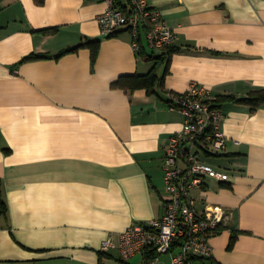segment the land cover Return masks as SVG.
Here are the masks:
<instances>
[{
  "label": "crops",
  "instance_id": "obj_1",
  "mask_svg": "<svg viewBox=\"0 0 264 264\" xmlns=\"http://www.w3.org/2000/svg\"><path fill=\"white\" fill-rule=\"evenodd\" d=\"M150 4L178 49L154 94L114 85L155 62L126 30L102 34L105 0H0V264H140L102 242L163 217L166 144L184 122L166 93L193 83L223 110L228 139L225 155L206 160L229 179L193 191L200 209L231 214L210 241L212 264H264V104L235 101L264 89V0ZM91 40L95 60L89 45L56 56Z\"/></svg>",
  "mask_w": 264,
  "mask_h": 264
},
{
  "label": "built area",
  "instance_id": "obj_2",
  "mask_svg": "<svg viewBox=\"0 0 264 264\" xmlns=\"http://www.w3.org/2000/svg\"><path fill=\"white\" fill-rule=\"evenodd\" d=\"M105 1L107 10L98 15L103 35L126 30L136 51L148 47L163 52L175 44L176 32L150 0H127L125 5L122 0ZM166 100L168 108L178 111L184 122L166 144L164 215L110 233L102 242V250H116L124 261L139 256L140 264H212L210 241L228 224L231 214L220 206L200 209L193 191L203 188L209 177L229 179L227 172L206 160L227 152L224 112L210 91L197 83L183 93L168 91Z\"/></svg>",
  "mask_w": 264,
  "mask_h": 264
},
{
  "label": "trees",
  "instance_id": "obj_3",
  "mask_svg": "<svg viewBox=\"0 0 264 264\" xmlns=\"http://www.w3.org/2000/svg\"><path fill=\"white\" fill-rule=\"evenodd\" d=\"M83 45H89L92 46V54H93V60L96 59L98 54V46L99 43L97 40H91L87 41L85 43H81L77 46L67 48L61 52H59L56 56L60 57L61 55H64L71 51L78 50L79 47ZM178 49L172 45L167 47L163 52L161 53H151L148 54L144 48H142L139 52V54L145 59L149 61H154V67L150 70V72L146 74H137V75H130L125 76L122 79H120L118 82H116L114 85L118 87L125 88L127 90H135V89H146L150 94H154L157 92V87L162 83L163 77H160L158 70L160 66L164 63H167V70L168 65L170 62V58L174 52H176ZM49 57L48 55H41V54H30L27 56L24 61L28 60H34L39 58H45ZM166 70V71H167ZM236 102L241 103H247L253 107V109L257 108L258 106L264 104V89L254 91L249 97L237 99ZM8 211V206L5 200L2 197L1 194V184H0V216H6ZM236 236L234 234L232 238V244L235 241Z\"/></svg>",
  "mask_w": 264,
  "mask_h": 264
},
{
  "label": "rangeland",
  "instance_id": "obj_4",
  "mask_svg": "<svg viewBox=\"0 0 264 264\" xmlns=\"http://www.w3.org/2000/svg\"><path fill=\"white\" fill-rule=\"evenodd\" d=\"M149 51V50H148ZM149 53L151 54L152 52L151 51H149Z\"/></svg>",
  "mask_w": 264,
  "mask_h": 264
}]
</instances>
